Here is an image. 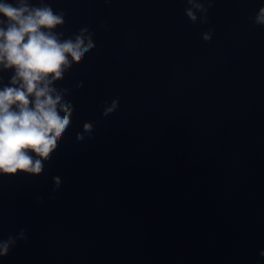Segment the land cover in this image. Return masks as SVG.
Instances as JSON below:
<instances>
[{
  "label": "clouds",
  "instance_id": "clouds-1",
  "mask_svg": "<svg viewBox=\"0 0 264 264\" xmlns=\"http://www.w3.org/2000/svg\"><path fill=\"white\" fill-rule=\"evenodd\" d=\"M186 3L185 15L193 23L208 22L214 0ZM250 19L264 26V6ZM64 24V13L54 11L44 0L39 5L30 0H0V70L13 72L0 87V175L40 176L72 123L74 105L65 99L69 91L55 84L73 65L83 64L95 41L88 28L64 39V33L56 31ZM202 38L211 40L212 30ZM118 106V98L105 102L102 115L108 116ZM93 128L92 122H85L77 139L91 135ZM61 183L59 176L54 177L56 188ZM26 239L21 229L16 236L0 240V257L7 256L18 240ZM260 254L264 256V251Z\"/></svg>",
  "mask_w": 264,
  "mask_h": 264
}]
</instances>
